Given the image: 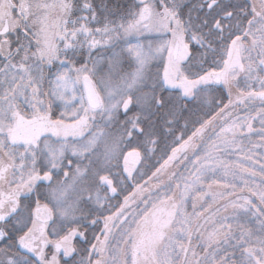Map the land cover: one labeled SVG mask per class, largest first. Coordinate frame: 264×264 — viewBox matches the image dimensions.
<instances>
[{"label":"snow or ice","instance_id":"obj_1","mask_svg":"<svg viewBox=\"0 0 264 264\" xmlns=\"http://www.w3.org/2000/svg\"><path fill=\"white\" fill-rule=\"evenodd\" d=\"M0 264H264V0H0Z\"/></svg>","mask_w":264,"mask_h":264}]
</instances>
